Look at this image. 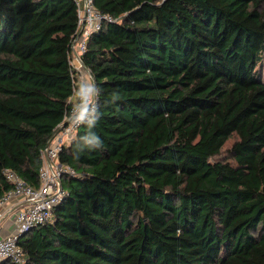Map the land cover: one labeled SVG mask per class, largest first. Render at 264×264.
<instances>
[{"label": "trees", "instance_id": "16d2710c", "mask_svg": "<svg viewBox=\"0 0 264 264\" xmlns=\"http://www.w3.org/2000/svg\"><path fill=\"white\" fill-rule=\"evenodd\" d=\"M93 3L113 17L80 55L100 118L63 146L75 173L24 264H264V0ZM78 22L76 0H0V198L6 169L40 186Z\"/></svg>", "mask_w": 264, "mask_h": 264}, {"label": "built area", "instance_id": "2783aa9c", "mask_svg": "<svg viewBox=\"0 0 264 264\" xmlns=\"http://www.w3.org/2000/svg\"><path fill=\"white\" fill-rule=\"evenodd\" d=\"M76 1L78 3L79 31L72 42L73 56L71 62L74 69L78 71L80 68L74 64L75 59L83 66L80 55L86 50L87 38L101 27L104 20L112 21L113 17L96 9L93 0ZM87 74L88 79H84L80 74L75 82L74 94L71 97L74 100V105L71 107L70 115L66 120L67 124L42 150L43 165L40 169V186L29 185L16 172L6 169L7 178L13 183V188L0 198V220L12 212L13 207L16 206L13 210L16 227L11 234L0 237V264L5 260H10L15 264L25 263L23 250L18 243L19 239L34 227L52 219L54 206L64 193L62 179L65 175L75 173L72 166L61 163L59 155L63 146L73 139L81 125L75 120L76 109L80 103V98L76 93L81 84L94 85L91 73L87 71ZM93 108H96V94L89 104L90 112Z\"/></svg>", "mask_w": 264, "mask_h": 264}, {"label": "clouds", "instance_id": "9594fccd", "mask_svg": "<svg viewBox=\"0 0 264 264\" xmlns=\"http://www.w3.org/2000/svg\"><path fill=\"white\" fill-rule=\"evenodd\" d=\"M100 90L94 85L79 86L76 95L80 98V103L76 109L75 120L78 123H85L87 121L89 126H94L100 118V113L96 108H93L90 112L89 104L93 99V96ZM92 113L95 115L93 116ZM86 143L89 147L99 148L102 146L103 141L95 133H90L86 138Z\"/></svg>", "mask_w": 264, "mask_h": 264}, {"label": "rangeland", "instance_id": "374dc122", "mask_svg": "<svg viewBox=\"0 0 264 264\" xmlns=\"http://www.w3.org/2000/svg\"><path fill=\"white\" fill-rule=\"evenodd\" d=\"M76 67H79L80 69L78 70V74H82L81 77L83 76L84 79H88V74H87V70L85 67H83L82 65L79 64V61L77 59H75V63ZM260 72H261V76L264 79V63L262 64V66L260 67ZM80 77V76H79ZM60 132V131H59ZM59 132H57L55 134V136L53 138H55L57 136V134H59ZM232 140H229L228 143L226 144V146L223 148V151L220 155V159H225V160H230L232 161V154L229 150L230 144H231Z\"/></svg>", "mask_w": 264, "mask_h": 264}, {"label": "crops", "instance_id": "0c3cea01", "mask_svg": "<svg viewBox=\"0 0 264 264\" xmlns=\"http://www.w3.org/2000/svg\"><path fill=\"white\" fill-rule=\"evenodd\" d=\"M13 208L15 209L16 206ZM13 210H12V212L6 214L0 220V237H5V236L11 234L15 230L16 222H15V215H14Z\"/></svg>", "mask_w": 264, "mask_h": 264}, {"label": "water", "instance_id": "95a60500", "mask_svg": "<svg viewBox=\"0 0 264 264\" xmlns=\"http://www.w3.org/2000/svg\"><path fill=\"white\" fill-rule=\"evenodd\" d=\"M83 66L85 67V65L83 64ZM86 68V67H85ZM87 69V68H86ZM67 124V121H65L63 124H61V125H59L56 129H55V131L53 132V134L51 135V137H50V139H49V141H48V145L51 143V141H52V139H53V137L55 136V134L57 133V132H59L61 129H62V127L64 126V125H66Z\"/></svg>", "mask_w": 264, "mask_h": 264}]
</instances>
